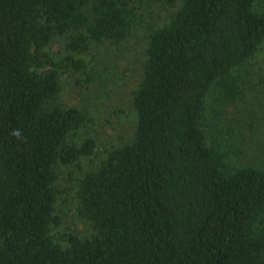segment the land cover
<instances>
[{"label": "trees", "instance_id": "16d2710c", "mask_svg": "<svg viewBox=\"0 0 264 264\" xmlns=\"http://www.w3.org/2000/svg\"><path fill=\"white\" fill-rule=\"evenodd\" d=\"M157 1L180 7L147 38L134 137L79 182L91 236L58 240L57 169L96 149L70 142L90 119L59 104L61 75L85 72L94 46L124 42L135 12L132 0H0V264H264V170L233 167L241 151L206 130L211 95L244 100L264 9Z\"/></svg>", "mask_w": 264, "mask_h": 264}, {"label": "rangeland", "instance_id": "374dc122", "mask_svg": "<svg viewBox=\"0 0 264 264\" xmlns=\"http://www.w3.org/2000/svg\"><path fill=\"white\" fill-rule=\"evenodd\" d=\"M134 18L127 39L118 46H94L84 60L85 72L61 75L62 92L59 104L76 107L90 119L84 130L70 138L79 145L84 139L96 142L94 155L77 165L59 166L56 188L59 195L55 205L61 223L52 230L58 240L73 234L80 238L91 236V225L76 214L77 191L84 175L95 170L110 150L132 141L137 117L133 106L134 93L143 77L149 34L168 24L180 7L171 9L157 0H132ZM256 9H264L260 0ZM66 38L56 39L50 46L55 61L68 56ZM244 100L221 102L217 96L208 99L207 135L225 141L241 151L231 160L235 168L253 166L264 170V44L250 70L242 72ZM89 77L92 79L89 82ZM66 246V243H63Z\"/></svg>", "mask_w": 264, "mask_h": 264}]
</instances>
